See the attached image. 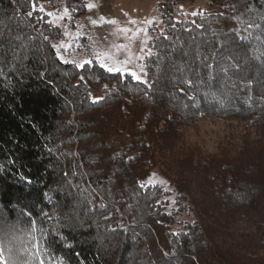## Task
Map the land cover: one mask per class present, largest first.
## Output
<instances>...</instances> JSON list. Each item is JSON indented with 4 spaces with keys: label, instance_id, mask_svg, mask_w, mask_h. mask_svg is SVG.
I'll return each mask as SVG.
<instances>
[{
    "label": "trees",
    "instance_id": "obj_1",
    "mask_svg": "<svg viewBox=\"0 0 264 264\" xmlns=\"http://www.w3.org/2000/svg\"><path fill=\"white\" fill-rule=\"evenodd\" d=\"M58 1L29 17L32 0H0V238L35 221L45 264H264V0L192 18L176 13L198 0H159L151 87L63 63L39 11ZM225 41L241 64L227 73Z\"/></svg>",
    "mask_w": 264,
    "mask_h": 264
},
{
    "label": "rangeland",
    "instance_id": "obj_2",
    "mask_svg": "<svg viewBox=\"0 0 264 264\" xmlns=\"http://www.w3.org/2000/svg\"><path fill=\"white\" fill-rule=\"evenodd\" d=\"M159 0H84L85 12L83 14L77 15L74 19L70 20L71 12L68 9L69 16L65 17L63 20L58 19L59 16L64 14L63 0L56 2L54 7H48L44 4H40L43 7V14L47 15L52 13V15H47L50 24L56 28L57 35L52 39V45H60L62 42L65 44H71L72 47L67 50L61 48L59 49L60 54L63 55L65 59L71 63L72 60L81 61L84 59H92L93 63L98 64L95 61L96 52L112 51L116 52L113 45L128 43L121 34H117V27H133L129 25L127 21L129 19H136L138 21H143L146 19H154V24L151 26L156 31H160L162 28L160 17L157 13V2ZM92 3L95 5L92 9L86 7L87 4ZM213 7L210 5L208 0H198L196 3H189L182 5L177 10L176 17L180 18L189 16L192 18V12L202 13L203 11H210ZM127 13V16H125ZM100 17H104L106 20L115 19L119 22V25H111L100 21ZM92 20H97L98 23L93 25ZM150 30V29H149ZM68 33V35H65ZM150 35V31H149ZM149 47V45H148ZM140 44L137 41L132 46V51L139 55ZM150 48V47H149ZM57 53V49H54ZM120 59L125 58V53H117ZM58 56V55H57ZM137 61H133V64L129 67L133 70L136 68ZM99 65V64H98ZM116 73V72H112ZM146 79V77H145ZM201 128L198 135V140L202 142H207L211 145L213 140V133L215 125L210 123L209 120L201 121ZM164 181L158 175L154 174L150 178L151 183H159L166 186V183H160ZM54 210V209H52ZM51 210V211H52ZM54 225V222H52Z\"/></svg>",
    "mask_w": 264,
    "mask_h": 264
},
{
    "label": "snow or ice",
    "instance_id": "obj_3",
    "mask_svg": "<svg viewBox=\"0 0 264 264\" xmlns=\"http://www.w3.org/2000/svg\"><path fill=\"white\" fill-rule=\"evenodd\" d=\"M88 9H92L95 7L94 4L89 3L86 5ZM36 11V3L35 0H32V11L28 12V16L31 17L33 15V12ZM39 11L43 12V7L39 8ZM182 11V6H181ZM201 13L198 12H192V16L200 15ZM47 15H52V13H48ZM185 15H187L185 13ZM68 9H64V14L62 16H59L58 19L63 20L65 17H68ZM125 16H127V13H125ZM70 18V17H69ZM100 21H103L104 23H108L111 25H119V22L115 19L112 20H106L104 17H100ZM91 23L93 25H96L98 23L97 20H92ZM129 25H132L133 27H117L116 32L117 34L123 35L124 39L128 41V43L125 44H118L113 45V47L116 49V52L113 53L112 51H104V52H96L95 55V61L99 64L101 68L106 70L109 73L116 72L121 74H128L130 75L134 80L149 85V82L145 77L148 75L146 68L147 64L144 63V61L151 59L153 53L151 51V48L148 47L150 41L152 40V37L149 35V29L154 24V19H146L143 21H138L136 19H129L127 21ZM180 23V21H175L173 24V27H175V24ZM193 23H195L193 21ZM65 35H68V33H65ZM161 35H163V30H161ZM167 39V37H164ZM45 40L48 39L47 36L44 37ZM241 41H244L245 37H240ZM139 41L140 48H139V55L134 53L132 51V46ZM54 49H57V55L58 58L63 63H69L67 59L63 57L62 54H60L59 49L63 48L67 50L68 48H71V44H65L61 43L60 45H52ZM221 47L229 50L227 42H222ZM230 51V54L225 56L222 61H220L221 64H224L225 66L221 68V71L224 73H227L230 68H236L240 69L241 64L238 62L240 57L237 53L234 51ZM123 52L125 53V58L120 59L117 55V53ZM137 61L136 68L137 70H133L129 66L133 64V61ZM71 63L75 65L78 69H84L86 65H91L93 63L92 59H84L81 61L72 60ZM211 67V65H209ZM211 78V74H210ZM80 80H84V76H80ZM184 83L188 85H192L191 79H186ZM251 81H248V84H250ZM107 87V86H105ZM151 87V85H149ZM213 95H215L213 93ZM92 103H97L100 100L103 99V97H92L91 94H89ZM160 183H164V181H160ZM143 186V185H142ZM103 207V205H102ZM107 219V217H106ZM36 222L32 221L31 223V230H19V234L17 233V230L12 229L9 232H6L3 238H0V264H21L20 257L22 255H30L34 256L38 262V264H45V261L43 259V255L40 250V242L39 238L34 235L36 232ZM27 236L28 239L25 240L24 237ZM24 264H27V261L24 262Z\"/></svg>",
    "mask_w": 264,
    "mask_h": 264
},
{
    "label": "built area",
    "instance_id": "obj_4",
    "mask_svg": "<svg viewBox=\"0 0 264 264\" xmlns=\"http://www.w3.org/2000/svg\"><path fill=\"white\" fill-rule=\"evenodd\" d=\"M49 217H50V220L52 222H54V225H53V233L59 235L60 234V229H59L60 228V224H59V222L56 219L57 218L56 211L55 210L50 211Z\"/></svg>",
    "mask_w": 264,
    "mask_h": 264
}]
</instances>
